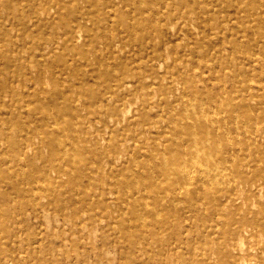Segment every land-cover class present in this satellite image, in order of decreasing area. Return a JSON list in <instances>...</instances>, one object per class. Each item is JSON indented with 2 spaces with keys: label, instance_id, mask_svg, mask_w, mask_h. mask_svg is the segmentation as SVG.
Here are the masks:
<instances>
[{
  "label": "bare ground",
  "instance_id": "bare-ground-1",
  "mask_svg": "<svg viewBox=\"0 0 264 264\" xmlns=\"http://www.w3.org/2000/svg\"><path fill=\"white\" fill-rule=\"evenodd\" d=\"M252 1L261 9L253 10L249 6ZM212 2L226 11L217 23H209ZM245 19L252 24L244 25ZM185 23L213 38L196 36L191 28L183 27ZM235 35L238 37L232 39ZM242 37H249L247 43L254 44L255 49L248 57L239 56L241 64L260 68L264 59V0H0V70L4 65L13 66L11 79L22 82L17 90L0 77V104H4V91H9L18 98V110L29 115L41 113L58 131L36 130L34 134L39 136L35 135L36 144L39 148L48 146L52 152L59 151L63 162L73 161L70 166L53 161L48 169L42 168L41 149L35 153L25 149L20 153L24 142L34 140L31 127H19L11 141L14 154L11 164L16 168H12L14 172L5 183L16 198L29 202L31 211L28 216H20L4 207L3 160L0 264H4L5 257L12 256L7 251L4 254V233L12 232L10 222L29 231L30 243L38 246L26 248L27 253L36 257L38 264H61L69 255V250L56 246L61 231L54 232L55 217L47 214L52 209L28 198L35 200L32 196L44 195L48 199H61V187L74 185L82 171L79 167L85 160L83 152L96 155V148L84 143L92 140L89 128L98 129L99 124L126 134L131 126H139L137 132L145 136L171 128L164 136L169 145L166 142L149 145L139 139L131 149L117 153L110 163L114 171L130 167L132 175H140L139 180L125 178L117 184L126 194L131 195L137 188L151 189L155 194L154 201L144 197L139 205L128 203L127 212L134 214L137 221L119 230L117 243L128 242L131 251L139 247L147 255L143 264H264V241L254 239L264 235V205L256 212H249L245 206L253 192H264V166L260 164L264 153V110L261 116L250 112L257 107L254 105H259L258 109L264 106V73L263 82L254 83L242 78L248 66L236 71L224 65L235 60L234 51L243 44ZM256 40L257 43H251ZM204 45L217 48L212 58L199 63L195 51ZM11 49L16 50L18 57L8 56ZM219 53H225L226 62ZM160 68L166 69L165 74H161ZM132 87H149L146 91L149 94L165 93V97L160 96L152 103L155 118L123 115L121 119L118 115L108 123L103 115L117 112L116 98L132 102L125 94ZM147 106L149 102L137 110ZM84 110L88 114H83ZM165 115L166 119H156ZM67 118V124L60 126ZM96 131L99 133V129ZM20 133H24V139H18ZM73 137L76 142L70 144L67 139ZM197 193L199 198L204 197L203 203L194 201ZM205 201L212 203L220 214L235 211L225 217L230 227L213 225L203 235L195 236L193 227L181 220L171 221L157 210L159 205L183 203L193 209L195 213L190 216L193 218ZM64 211L57 212V218L64 220L74 233L87 228L94 250L101 257H106L110 247H117L109 239L111 220L107 216L99 221L88 220ZM33 213L48 226L40 240L30 223ZM251 216L255 219H248ZM106 221L105 226L100 223ZM150 226H154L152 230ZM17 233L13 231V237ZM142 233H148L149 238Z\"/></svg>",
  "mask_w": 264,
  "mask_h": 264
},
{
  "label": "rangeland",
  "instance_id": "rangeland-1",
  "mask_svg": "<svg viewBox=\"0 0 264 264\" xmlns=\"http://www.w3.org/2000/svg\"><path fill=\"white\" fill-rule=\"evenodd\" d=\"M245 1H248V0H245ZM249 4H250L249 6H251V8L253 10H257V9L260 10L261 9V8H259V5L253 4V1L250 2ZM209 5L213 8V11L211 13L212 15L210 17L208 16V14H204V15L208 16L209 19L211 20L210 21L208 19L209 23H212V22L217 23L219 21V18L226 14V11L222 10V8L220 6H217L216 3H214V2L209 3ZM4 21H6L5 15H4ZM209 23L207 22L206 24L209 25ZM243 23H244V25L245 24L246 25L252 24L250 21H248L246 19L243 21ZM188 25H189V23H185L183 25V27H189ZM189 28L192 29V31L196 34V36H198V37L204 36L203 38L205 40H209L213 36L212 35L209 37L208 36L209 34H207V36H206L203 31H200L201 29H199L198 27H196L193 24L192 25L190 24ZM237 37L238 36L235 35V36H233L232 39H235ZM240 39L243 41V44L239 48L235 49L234 52H237L234 56V57H236L235 60H231L232 62L230 64L224 63V65L225 64L229 65L228 67H230L231 69H235L236 71L243 70L244 67L248 66V65L246 66L245 64L244 65L241 64L242 61L239 58V56L243 55L245 57L246 56L248 57L250 55L249 53L255 49L254 44L250 45L247 43L250 39L249 37H242ZM251 43H257V40L255 42L251 41ZM259 44H263V41H260ZM215 48H217V47L216 46L213 47L210 45L199 46L198 49H196V51H195L196 52L195 53L196 61H198L199 63H204L205 61H208L209 58L213 57V52H214ZM211 49H212V52H211ZM209 53H210V55H208ZM7 54L10 57H18V53L16 52L15 49H11V50L7 51ZM121 55H124V54L121 53ZM218 55H220L222 57V59H224V61H225V57H224L225 53L224 54L219 53ZM195 69H197V71H199L198 68H195ZM217 69H218V67H217ZM160 71H161V74H165L166 69L160 68ZM13 73H14V67L13 66L8 67V66L4 65L3 68L0 70V77H2L4 79L5 84H7L9 82V85L11 87L18 90L21 88L20 86H21L22 82L19 80H16V79H11V77L14 75ZM263 73H264V59H263V62L261 64L260 68L258 66H255V65L250 66V67L248 66L247 73H244L243 77L242 76L241 77L247 81H251L254 83L263 82V78H262ZM197 74H199V73H197ZM199 77L200 76H197L196 78H199ZM251 78H253V80ZM148 88H145V87L144 88H142V87L136 88L135 87L133 89V87H132V90H131L132 93L125 91L126 92L125 94H127L126 97L132 98V102H128L127 100H124V99L122 100V99L116 98L115 99L116 101H114V104L117 108V112H116L117 114L112 113V112L104 114L103 117L105 118V120L107 122L109 120L111 121L112 119L116 118L118 115L121 119H122L123 115H126V117H130V116L135 115L136 117H140V118H142L144 116L145 117H151L152 116L153 118H155L154 115L152 114L155 110V108H154L155 106L152 105V103L161 97H165L166 95H165V93L164 94H159V92L155 93V91H153V93L149 94L150 92L149 93L146 92L148 90ZM24 95H28V92H25ZM248 97H250V96H248ZM168 99L172 100V97L170 96V94H168ZM18 102H19L18 98L14 97L12 95V92L4 91V102H3L4 104H0V130L3 132V135H2L3 137L0 136V165L3 163V160H4V164L1 165V167L4 166V193H5L4 207L14 210L16 213L20 214V216L21 215L28 216L29 211H31L30 206L28 205L29 202L28 201L22 202L25 200L16 198L17 195L14 194L12 192V190L9 187H7V185H6L7 183H5L6 180L8 181L9 174L13 173L14 172L13 169L16 168L15 166H13L11 164V157L14 155L11 152V145H12L11 141H12V139L16 138L14 135L16 134L19 127H21V126L31 127L32 131L30 134L34 140L31 143L24 142L25 147L23 148V150L20 153H24L25 149L31 150L34 153L36 151L38 152V149H41V151L43 153V157H44L40 161V163H42L41 164L42 168L48 169L47 166L49 165V163L52 164L53 161L55 164L59 163L58 165H65V166L72 165L73 161L71 162L70 160L67 161L66 159H64V162H63V160H61V158H62L61 153L59 151H58V153L52 152V150H50V148L48 146H44V147L39 148V145H37L35 142L39 137L38 134H34L36 132V130L42 131V130L47 129V130L51 131L52 133H55L58 130L56 129V127H53V126H51V124L47 123L46 120H44L43 115H41V113L29 115L26 112H21V110H18L16 107ZM148 102H149V106L146 107L147 109L145 108L142 110H137L138 106H140L143 103H148ZM254 106H257V107H254V109L250 112L256 113L257 116H261V113L264 110V106H263V108L260 107V109H258L259 105H254ZM176 108L179 109L180 107L177 106ZM82 113L88 114L87 110H84ZM8 114H10V115H8ZM250 115L253 116V114H251V113H250ZM159 117H156V119L161 120V118H163V119L167 118L166 115L165 116H159ZM67 120L69 121V118L65 119V121L62 120V122H60V126L63 124L64 125L67 124L66 123ZM74 123H76V120H74ZM43 124H45V125H43ZM77 125L76 126L78 128H80V124L77 123ZM251 125L252 124L249 123L248 127L251 128ZM41 126H42V129H41ZM36 127L38 129H36ZM136 128H139V126H131L130 131L127 132V134L130 133L129 136H126L127 134L123 133V131H121V130L120 131L113 130V128H109V127L102 125V124H99V127H98L99 133L96 131L98 129H94L93 127L89 128V130H90L89 131L90 132L89 137H92V140H89L88 143L85 142L84 144L87 147L92 146V147L96 148L97 153H96V155H91L88 151H85L86 153L88 152L87 154L85 152H83L84 155L82 157H85L84 159L86 161L85 160L84 161L86 163H84V161H83L80 164L79 168L82 171L80 172L78 177L75 176L77 179L74 181V185L64 184L61 187V189H60L62 191L61 199H58V198L56 200L48 199L44 195H41V194H39L41 196H37V197L32 196V199L34 198L35 200H31V198H28L32 203L44 204V205L49 206L52 209L47 214L55 217L54 223H52L54 232L57 233V232L61 231L60 237H57V239H56V243H57L56 246L59 247V249L64 247L63 249L69 250V255L64 258V260L61 264H143L142 260L147 259L146 258L147 255L144 254V252L141 251L139 247H137V249H135L134 251H131L128 248V242L121 241V242L117 243V238L120 234V232H119L120 229H123V227H129L130 225L136 224V221H137L136 216H134V214H130L127 212L128 209H126V208L128 207V205L129 204L131 205L134 203L139 205V203L143 202L144 197H145V199L154 201L155 194L152 193L151 189L146 190V188H143V189L137 188V189H134V192H132L131 195L126 194L122 190V187L117 186V184H119V182H121L125 178H127L130 181H133L132 179L137 180V178L139 180V179H141L140 175L139 174L132 175L130 167L129 168H120V170L114 171V170H112V165L110 163L112 162V159L115 155L120 154L121 151H126V150L131 149L140 140L145 141L146 144L149 143V145L157 143V142L158 143L159 142H163V143L166 142L165 144L169 145L168 139H165L164 136H165V134H169V131L171 130V128H166V129L164 128V129H162V133H160L161 132V130H160V132H154L151 136H145V134L138 133L137 131H139L141 129V127L138 130ZM19 131H20V129H19ZM108 131L110 134L108 133ZM91 133H92V135H91ZM122 133L124 134V136L121 135ZM35 135H37L38 137ZM62 136L63 135H61V137ZM111 136H113V137H111ZM20 138H22V139L25 138L24 133H20V135L18 136V139H20ZM75 139L76 138L73 137V138L67 139V140L70 144H74L76 142ZM137 140H138V142H136ZM66 143H67V141H66ZM96 143L99 144V146H97ZM98 147H99V149H98ZM49 150H50V152H49ZM57 154H58V156H57ZM85 154H86V156H85ZM89 155L94 156V157L96 156V159L98 161L102 160V162L101 161L98 162L96 159H92L93 160V162H92V160H89V158H88ZM252 157H254V156H252ZM249 158H251V157H249ZM260 159L262 160L260 162V164L262 166H264V153L261 154ZM100 162H101V164H100ZM118 163H121V161ZM62 167H64V166H62ZM8 168H9V170H8ZM50 171H51V174H53L54 169L50 170ZM50 171L48 170L47 172L50 173ZM119 175H121V176H119ZM259 176L261 177V172L259 173L258 177ZM65 178H68V177L65 176ZM78 178H79V180H78ZM260 179H262V178H260ZM23 184L25 186H28L26 183H23ZM80 186H81V188H80ZM31 187L32 186L30 185V188ZM252 194L249 196L248 201L245 202V206L247 207L249 212H251V211L256 212L261 208L262 205H264V192L263 191H255V193L253 195ZM6 195H7V197H6ZM194 195H196V198L194 199V201H196L198 204L203 203V201H201V198L203 196L199 198L198 193L194 194ZM63 197L65 199H63ZM146 197H148V198H146ZM12 200H13V202H12ZM203 200H204V197H203ZM76 201H77V203H76ZM91 207H92V209H91ZM151 207H153V205H151ZM157 208H158L157 210L162 213V216H164L166 218L168 217L171 221L181 220L182 223H185L186 225H190L191 227H193L192 230H193V233L195 234V236H197L199 234L203 235L204 233H206V230H209L213 225H217V224L222 225V226L221 225L219 226L220 228L222 227L223 229H225V227H226V229H227L228 227H230L231 223L229 224L228 220L225 218L226 214H230V213L235 212V211L231 210L232 212L226 211V212H223V214H220L215 210V207L212 203H209L206 201H205V204L202 206L203 210L200 209V211L198 212L196 217H193V218H191L190 216L194 215L195 212L192 211L193 209H189L187 204L178 203V204L169 205V206L159 205ZM24 209H26L25 213L23 212ZM59 211H64L68 215L77 214V215L84 217L85 219H88V220L94 219L97 221L102 220V219H104V217L107 216L111 220V232L109 235V239L111 240V245H117V247H114V246L110 247L105 253L106 257L105 258L101 257L94 250L93 241L89 237V234L87 232L88 229L86 228L85 231H79L77 233L72 232L70 230L69 225L66 224L64 222V220L57 218L58 217L57 212H59ZM186 211H188V213ZM128 214H129V216H127ZM124 218H126V219H124ZM252 218L255 219L252 216L248 219H252ZM39 219L36 217V215L34 213L30 214V220H31L30 223H32L31 224L32 230L34 229L36 231L37 236L40 240V237H42V236H44V234H46V228H48V226L42 218H39ZM100 223L103 224L104 226L107 225V221L106 222H100ZM8 226H9L10 230H12V232L10 234L4 233V254L7 251L8 253H11L12 256L11 257H9V256L5 257L4 258V264H38L36 257L35 258L30 257L29 254L27 253L28 249H26V248H31V247L37 245V244L33 243V241L30 243V240H29V237L27 234V232H29V231L23 230L24 228H22V226H20V224L16 225L13 222H10V224H8ZM118 227H119V229H118ZM153 227L154 226H150L149 229L152 230ZM13 231H14V233L16 231H18L16 237H13ZM86 232H87V235L85 234ZM99 233H101V231H99ZM142 234L148 236V238H149L148 233H142ZM254 239L255 240L260 239V240L264 241V235L263 234L258 235V237L256 236ZM34 242H36V241L34 240ZM32 243H33V245H31ZM4 254H3V257H4ZM52 260H54L53 257H52ZM56 263L57 262H49V264H56Z\"/></svg>",
  "mask_w": 264,
  "mask_h": 264
}]
</instances>
